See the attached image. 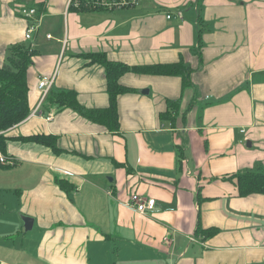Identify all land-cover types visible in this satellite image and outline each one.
I'll use <instances>...</instances> for the list:
<instances>
[{"label": "crops", "instance_id": "crops-1", "mask_svg": "<svg viewBox=\"0 0 264 264\" xmlns=\"http://www.w3.org/2000/svg\"><path fill=\"white\" fill-rule=\"evenodd\" d=\"M73 2L0 0V66L12 45L36 51L31 114L5 132L0 151L12 160L0 166L8 248L0 264H264V195L240 196L233 178L264 168V0H139L87 11ZM38 5L40 15L21 12ZM92 52L133 67L183 60L192 86L179 75L123 74L133 91L118 97L112 132L50 105L39 88L53 76L52 91L72 89L86 108H107L105 68L83 56ZM168 99H180L179 113L163 122ZM38 134L54 136L56 148L28 139ZM134 193L155 198L157 209L137 212L128 205ZM27 216L35 237L24 233ZM199 224L218 232L197 235Z\"/></svg>", "mask_w": 264, "mask_h": 264}, {"label": "trees", "instance_id": "trees-1", "mask_svg": "<svg viewBox=\"0 0 264 264\" xmlns=\"http://www.w3.org/2000/svg\"><path fill=\"white\" fill-rule=\"evenodd\" d=\"M91 0H74L71 4V9L87 11L91 10L88 5ZM204 0H197L198 4H201ZM36 16L41 14V5L37 6ZM199 43L201 47L202 35L199 31ZM200 47L197 48L200 52ZM36 51L26 44L12 45L7 53L6 60L3 66H0V151L6 152L7 137L5 132L11 127L21 123L30 114L29 108V83H28V71L29 67L33 64V58ZM85 59L89 60V64H99L105 68L106 79L108 80L107 93L110 95V101L107 108H86L79 102V95L75 90L65 89L59 91L50 90L46 95L49 104H54L58 108L69 107L92 122H97L108 130L117 133L120 129L119 112L117 108L118 97L122 93L133 91L120 83V78L127 72L143 73V74H156V75H172L181 76L183 78V86H192V79L190 77L192 73L191 67L183 60L178 63L172 64H158L150 66H130L123 62H115L108 58L106 53L92 52L83 54ZM180 99L172 100L168 99V109L160 114L161 121H175L176 115L179 113ZM36 142H43L50 147L56 148L55 137L47 136L44 134H38L32 137H28ZM179 153L181 157H186V153L183 147H179ZM4 164L0 161V166ZM233 178L236 179V187L240 196H248L253 193H259L264 195V168L252 169L240 171L233 174ZM59 181L61 188H65L63 181ZM218 229L203 228L200 224L197 228V235L206 237H212L217 234Z\"/></svg>", "mask_w": 264, "mask_h": 264}, {"label": "built area", "instance_id": "built-area-1", "mask_svg": "<svg viewBox=\"0 0 264 264\" xmlns=\"http://www.w3.org/2000/svg\"><path fill=\"white\" fill-rule=\"evenodd\" d=\"M138 2L139 0H91L90 3H88V5L93 8L114 9L119 7H133V5H136ZM21 12L25 17L28 18L34 17V15L37 14L35 7L33 8L27 6L22 7ZM168 17H170V15ZM36 27L37 26L34 25L33 23L29 24V28L27 29L25 35L27 39H30L32 37V34L34 33ZM53 80H54L53 76L51 77L42 76L39 78L38 80L39 88L42 91L44 97H46V95L51 90V87L54 83ZM0 161L2 163L6 162L9 164H11L12 162V160L10 161L1 153H0ZM128 205L134 208L139 213L154 212L157 209L155 198H146L138 193L132 194L131 199L128 202Z\"/></svg>", "mask_w": 264, "mask_h": 264}, {"label": "rangeland", "instance_id": "rangeland-1", "mask_svg": "<svg viewBox=\"0 0 264 264\" xmlns=\"http://www.w3.org/2000/svg\"><path fill=\"white\" fill-rule=\"evenodd\" d=\"M24 233L29 234L30 236L35 237V236H37V234L39 233V232H38V227H36V228H32L31 230H26ZM7 250H8L7 247H3V246L0 244V251H2L4 254L7 255V253H8ZM10 255H12L11 252H10Z\"/></svg>", "mask_w": 264, "mask_h": 264}, {"label": "water", "instance_id": "water-1", "mask_svg": "<svg viewBox=\"0 0 264 264\" xmlns=\"http://www.w3.org/2000/svg\"><path fill=\"white\" fill-rule=\"evenodd\" d=\"M143 91H145L146 93H148V90H143ZM23 220H24L25 229L26 230H31L33 228V226H34V224H33L34 223L33 218L27 216V217H24Z\"/></svg>", "mask_w": 264, "mask_h": 264}]
</instances>
